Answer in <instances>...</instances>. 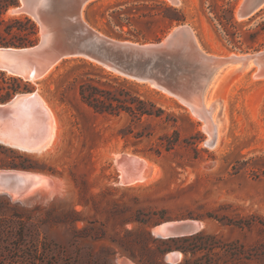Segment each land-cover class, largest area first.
<instances>
[{"label": "rangeland", "instance_id": "374dc122", "mask_svg": "<svg viewBox=\"0 0 264 264\" xmlns=\"http://www.w3.org/2000/svg\"><path fill=\"white\" fill-rule=\"evenodd\" d=\"M161 1L182 10L186 20L180 24L192 29L208 53L264 48V5L239 19L242 0H93L83 16L109 37L153 41L179 25L161 34ZM228 5L241 31V49L222 38L213 19L215 10ZM12 8L6 18L27 15ZM125 8L130 9L129 22L110 21L112 12ZM252 31H258L254 42L246 33ZM39 37L37 32L36 41ZM252 71L241 78L234 73L217 88L218 81L212 82L208 99H218L212 147L205 143L203 121L191 117L175 97L83 57L58 61L35 82L21 78L56 110L59 130L53 150L45 154L0 144V170L14 176L17 196L0 195V264H261L264 174L234 168L264 156V78L252 79ZM84 80L125 89L164 114L134 121L123 111L96 113L80 97ZM124 131L130 132L123 136ZM173 132L178 141L167 149ZM117 152L153 162L157 177L145 185L122 184ZM180 220L194 221L197 230L169 238L155 233L162 223Z\"/></svg>", "mask_w": 264, "mask_h": 264}, {"label": "water", "instance_id": "95a60500", "mask_svg": "<svg viewBox=\"0 0 264 264\" xmlns=\"http://www.w3.org/2000/svg\"><path fill=\"white\" fill-rule=\"evenodd\" d=\"M91 1L18 0L12 11L30 16L41 35L32 45L0 46V71L30 80L43 76L64 58H88L117 75L152 85L175 97L189 111L196 109L201 121L205 119L203 100L216 72L232 65L240 69L252 66L259 77L264 78V48L230 52L231 55L225 57L211 54L200 46L186 24L174 26L162 38L153 41L109 37L84 19V5ZM171 1L178 3V0ZM263 5L264 0H242L236 17L249 18ZM50 134L48 110L34 92L16 93L0 102V144L15 149H35L43 146ZM215 137L214 126L212 139L206 145L210 146ZM125 159L132 160L128 175L145 177L152 173L153 164L134 157ZM0 178L13 179L5 174ZM196 230L194 221L180 220L162 223L159 232L161 237L169 238Z\"/></svg>", "mask_w": 264, "mask_h": 264}, {"label": "trees", "instance_id": "16d2710c", "mask_svg": "<svg viewBox=\"0 0 264 264\" xmlns=\"http://www.w3.org/2000/svg\"><path fill=\"white\" fill-rule=\"evenodd\" d=\"M18 4V0H0V46H27L32 45L36 41L38 27L34 20L27 15H17L12 17H5L9 8ZM163 6L164 13L161 18L165 22V29L161 31L163 34L172 25L183 23L186 17L182 10L175 6L166 5L163 1L160 2ZM128 10L119 9L112 12L110 21L116 25H120L122 20L129 22ZM213 19L219 26L222 38L229 44L233 43V47L241 49L238 45L241 31L239 26L234 21L233 7L228 5L221 7L213 12ZM250 42H254L258 31L246 32ZM156 35L153 40L159 39ZM238 42V43H237ZM237 44V45H236ZM252 48L248 45L246 49ZM117 81L116 79H114ZM123 83H126L123 80ZM31 91L29 85L22 82V79L16 76H6L4 72L0 71V102L10 99L17 92ZM79 94L83 102L90 106L96 113L118 115L120 112L127 113L134 121H140L143 116L161 118L164 110L160 107H155L154 103L137 97L128 93L125 89L120 87L101 88L94 85L90 80H84L79 85ZM130 131L122 132L123 136ZM173 136V138H172ZM171 138L165 144L167 149L172 148L178 141L177 133L173 132ZM255 162V163H253ZM264 163V156L260 155L255 158L238 163L239 166L234 167L238 169H245L250 167L252 174L261 172L264 174V166L256 165V163ZM195 238L197 236H194ZM186 239V238H184ZM264 264V261L261 263Z\"/></svg>", "mask_w": 264, "mask_h": 264}, {"label": "bare ground", "instance_id": "6f19581e", "mask_svg": "<svg viewBox=\"0 0 264 264\" xmlns=\"http://www.w3.org/2000/svg\"><path fill=\"white\" fill-rule=\"evenodd\" d=\"M171 1V0H169ZM172 2V1H171ZM89 4V3H88ZM84 5V9L85 7L88 5ZM83 9V10H84ZM17 13V12H16ZM41 35V34H40ZM228 55H231V53H223L221 55V57H225V56H228ZM87 60H90L88 58H85ZM92 61V60H90ZM94 62V61H92ZM58 63V62H57ZM56 63V64H57ZM96 63V62H94ZM54 64L43 76L41 77H44L46 76L52 69L53 67L56 65ZM107 69V68H105ZM251 70L253 69V71L251 72V78L252 79H260L259 75H258V72L256 70V68H252V66H248L246 67L245 69H240L238 65H232V66H229V67H226V68H223L221 70H219L218 72H216L214 74V76L212 77L211 81H210V84H209V87L207 88V94H208V90L210 88V90H212L211 88V84L212 82L214 81V85L216 84V82L218 81V84L216 86L217 87H220L221 84L227 79L229 78L230 76H232L234 73H237V76L238 78H241L243 77V74L245 73V71L247 70ZM108 70V69H107ZM112 72V71H110ZM114 73V72H112ZM247 73V72H246ZM116 74V73H114ZM12 75V74H10ZM41 77H36V78H30L31 82H35L36 79H39ZM29 81V80H28ZM150 87H153L152 85H149ZM212 86V87H213ZM34 94H36L38 96V98L43 102V104L45 105V107L47 108L48 110V114H49V120H50V125H51V134H50V138L49 140L41 147H38V148H35V149H18V151L20 152H23V153H29V154H45L51 150H53L55 144H56V141H57V134H58V123H59V120H58V116H57V112L56 110L53 108V106L48 103L44 98H42L40 95H38L37 93L34 92ZM206 94V98L203 100V107H204V113H205V119H202L203 120V123H204V129L207 131V134H208V137H207V140L205 141V143H209V141L212 139V133H213V129H214V126L216 128V137L213 141L212 144H210V147L214 146V144L216 143V140H217V135H218V126H217V123H218V120L217 118L213 116V111H214V108L217 107V104L218 103V99H213L210 101V99H208V95ZM198 101V100H197ZM202 102V101H200ZM220 102V101H219ZM213 103V104H212ZM200 106V105H199ZM199 109V108H197ZM190 115L191 117L193 118H201L200 115H199V112L195 109V110H192L190 111ZM128 154H131L130 152H128ZM133 156V155H132ZM125 155H122L121 153H116L115 154V161L117 162L118 164V167L120 168V182L122 184H130V185H135V186H138V185H145L149 182H151L153 180V178L155 179L158 175V172H157V169L155 168V164L153 162H148V160H146L145 158L141 157V156H135L134 158L136 159H139V160H142L144 162H146L148 165L150 164H153L154 168L152 170V173L148 176H145V177H133L131 175H128L126 172L129 173L128 171V168L131 166V163H132V160L130 159H125ZM136 170V169H135ZM9 172L8 171H1L0 170V175H7V176H10V177H13V179L11 181L14 182V176H12V174H8ZM27 174V173H26ZM34 173H32L33 175ZM152 176V177H151ZM33 178V177H32ZM11 181H7V180H3L2 178H0V195H6L7 197H9L10 199L12 200H15V198H17L16 194H15V191H14V183L11 182ZM24 181V180H23ZM25 185V184H24ZM26 186V185H25ZM16 187V186H15ZM18 187V186H17ZM36 187V186H35ZM40 188V187H39ZM39 190V189H38ZM32 191V190H31ZM20 194V192H19ZM27 196V195H26ZM19 197V196H18ZM21 199V198H20ZM22 200V199H21ZM162 225V224H161ZM161 225L159 226V228H157L155 230V233H158L160 235V232H159V229L161 227Z\"/></svg>", "mask_w": 264, "mask_h": 264}]
</instances>
